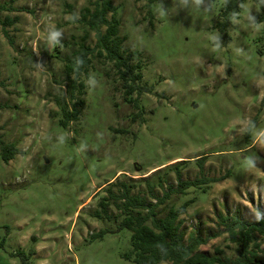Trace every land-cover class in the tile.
<instances>
[{
  "label": "rangeland",
  "instance_id": "obj_1",
  "mask_svg": "<svg viewBox=\"0 0 264 264\" xmlns=\"http://www.w3.org/2000/svg\"><path fill=\"white\" fill-rule=\"evenodd\" d=\"M92 1L0 0V17L13 19L12 41L0 22V137L20 149L7 161L0 151V264H137L123 256L131 231L116 229L121 215L93 213L115 177L142 193L147 178L161 195L177 173L203 181L158 209L189 200L184 241L237 255L227 222L264 217V0L234 13L231 0H113L125 52L150 89L132 94L138 105L95 51L69 97L64 58L96 41L77 20ZM56 97L77 108L66 125ZM250 239L264 251V230Z\"/></svg>",
  "mask_w": 264,
  "mask_h": 264
},
{
  "label": "trees",
  "instance_id": "obj_2",
  "mask_svg": "<svg viewBox=\"0 0 264 264\" xmlns=\"http://www.w3.org/2000/svg\"><path fill=\"white\" fill-rule=\"evenodd\" d=\"M241 1H228L225 11L235 7L236 9L232 11L234 13L239 9ZM91 4L82 8L77 20L84 23L90 30H94L96 38L94 45L81 42L64 58L65 72L69 80V97L71 99L76 90L82 91L84 82L82 80L77 82V79L82 71H87L91 61L90 55L95 51L97 55L113 62L122 81L124 93L126 97L128 96L127 99L138 105V96L133 97L132 94L135 92L140 95L143 91L150 89L141 83L140 62L131 61L123 47L125 37L119 31L117 6L113 0H93ZM12 21L13 19L8 14L4 18L0 17L2 31L10 41L12 39L9 37L6 25ZM103 26L104 29H102ZM56 102L63 114L61 119L63 125L77 117L75 104L74 108L70 109L60 97H56ZM0 151L2 158L7 161L14 154L20 152V149L14 143L5 142L0 137ZM185 160L188 159H183V161ZM145 181L146 193L133 192V181L120 180L115 177L108 182L107 194L100 198L99 208L93 213L99 218H112L121 215L116 229L126 227L131 231V247L123 253L124 257L134 260L137 264H159L162 261H170L171 264H264V251L258 252L248 247L251 232L254 229L264 230V217L256 223H249L237 217L227 222L228 229L238 241L237 255L206 254L197 249L198 244L204 241L203 238L195 237L185 242L183 231L180 230L182 219L179 216L185 211L189 200L183 201L179 206L170 205L165 211L158 209L172 193H184L188 187L198 185L203 180L201 178L181 179L180 174L177 173L176 186L169 183L168 188L161 195L156 192L154 182L147 178ZM159 183L162 184L160 181ZM110 205L115 206L118 214H112L109 210ZM106 231L114 230L101 228L97 235ZM24 264L28 263L24 261Z\"/></svg>",
  "mask_w": 264,
  "mask_h": 264
}]
</instances>
